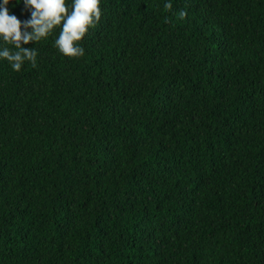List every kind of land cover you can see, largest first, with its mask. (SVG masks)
Masks as SVG:
<instances>
[{
  "label": "trees",
  "instance_id": "1",
  "mask_svg": "<svg viewBox=\"0 0 264 264\" xmlns=\"http://www.w3.org/2000/svg\"><path fill=\"white\" fill-rule=\"evenodd\" d=\"M100 11L0 58V264H264V0Z\"/></svg>",
  "mask_w": 264,
  "mask_h": 264
},
{
  "label": "clouds",
  "instance_id": "2",
  "mask_svg": "<svg viewBox=\"0 0 264 264\" xmlns=\"http://www.w3.org/2000/svg\"><path fill=\"white\" fill-rule=\"evenodd\" d=\"M10 0H3L0 6V41L9 47L0 48V58L8 61L14 71L19 72L25 61L35 66L37 53L22 47V44L39 42L46 39L54 29L61 28L55 47L67 58L84 55L80 42L101 18L100 0H73L71 11L67 0H23L30 10L31 18L23 23L9 14L7 5ZM171 7V5H166ZM23 29V30H22ZM30 29L31 31H27Z\"/></svg>",
  "mask_w": 264,
  "mask_h": 264
}]
</instances>
